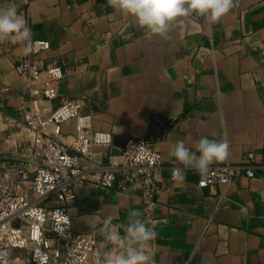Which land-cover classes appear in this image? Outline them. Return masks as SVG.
<instances>
[{"label": "crops", "instance_id": "1", "mask_svg": "<svg viewBox=\"0 0 264 264\" xmlns=\"http://www.w3.org/2000/svg\"><path fill=\"white\" fill-rule=\"evenodd\" d=\"M8 5L26 20L31 39L48 41L36 56L40 66L64 71L53 106L78 99L92 130L153 140L163 165L150 264H264V180L200 188L199 174L169 155L178 140L195 150L206 135L229 142L228 158L214 164L237 163L250 152L260 159L264 0H233L215 22L195 13L178 17L165 35L139 27L109 0H0ZM24 54L22 43L0 40V165L28 155L22 144L33 136L22 123L24 78L14 70ZM61 130L60 140L69 142L73 121ZM103 150L95 148L93 177L66 204L73 229L92 234L101 256L111 247L100 234L103 222L124 224L130 211L142 214L138 193L120 189L118 178L112 187L93 180L105 164ZM171 165L179 170L175 178Z\"/></svg>", "mask_w": 264, "mask_h": 264}, {"label": "built area", "instance_id": "2", "mask_svg": "<svg viewBox=\"0 0 264 264\" xmlns=\"http://www.w3.org/2000/svg\"><path fill=\"white\" fill-rule=\"evenodd\" d=\"M31 45L32 51L19 59L14 70L24 78L22 123L33 136L22 144L28 155L0 165V264H12L22 253L30 264H100L97 240L73 229L66 208L76 190L93 177L95 148H104L99 159L105 164L93 180L112 187L118 178L120 189L136 191L142 219L152 225L157 175L163 165L160 153L151 139L129 140L120 147L112 133L92 130V117L81 111L78 99H62L53 106L64 71L59 66L42 68L36 59L49 48L47 40L31 39ZM67 121H73L74 132L69 142H62L61 125ZM170 172L174 178L179 175L176 165ZM241 177L264 180V151L259 160L250 152L237 163L211 165L207 175L199 174L197 186H227ZM56 211L69 218L62 233L54 229Z\"/></svg>", "mask_w": 264, "mask_h": 264}, {"label": "clouds", "instance_id": "3", "mask_svg": "<svg viewBox=\"0 0 264 264\" xmlns=\"http://www.w3.org/2000/svg\"><path fill=\"white\" fill-rule=\"evenodd\" d=\"M110 6L122 15L135 19L136 24L148 32L165 35L169 25L178 17L195 13L209 22H215L233 7V0H109ZM10 39L22 43L26 54L32 51L31 29L15 6H0V40ZM186 169L201 176L207 175L210 166L223 162L229 156V142L225 136H200L195 150L178 140L169 152ZM58 223L55 231L62 233L69 224L67 215L56 211ZM138 211H130L127 223L114 225L110 219L103 222L100 234L111 245L100 264H150L148 245L156 239L155 225L142 219Z\"/></svg>", "mask_w": 264, "mask_h": 264}, {"label": "water", "instance_id": "4", "mask_svg": "<svg viewBox=\"0 0 264 264\" xmlns=\"http://www.w3.org/2000/svg\"><path fill=\"white\" fill-rule=\"evenodd\" d=\"M149 138H150L149 136H146L145 139H149ZM129 140H138V139H133V138H131L130 136H128L126 134L113 136V142H114V144L117 145V146H120V147L125 146L126 143Z\"/></svg>", "mask_w": 264, "mask_h": 264}, {"label": "rangeland", "instance_id": "5", "mask_svg": "<svg viewBox=\"0 0 264 264\" xmlns=\"http://www.w3.org/2000/svg\"><path fill=\"white\" fill-rule=\"evenodd\" d=\"M12 264H30L27 262V257L25 256V253H22L21 257L19 259H16Z\"/></svg>", "mask_w": 264, "mask_h": 264}]
</instances>
